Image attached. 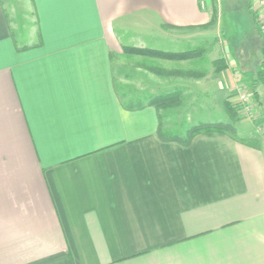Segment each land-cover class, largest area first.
<instances>
[{
  "label": "crops",
  "instance_id": "crops-1",
  "mask_svg": "<svg viewBox=\"0 0 264 264\" xmlns=\"http://www.w3.org/2000/svg\"><path fill=\"white\" fill-rule=\"evenodd\" d=\"M217 1L29 0L18 43L0 0V264H264V133L161 141L115 87L125 47L213 50Z\"/></svg>",
  "mask_w": 264,
  "mask_h": 264
},
{
  "label": "rangeland",
  "instance_id": "rangeland-1",
  "mask_svg": "<svg viewBox=\"0 0 264 264\" xmlns=\"http://www.w3.org/2000/svg\"><path fill=\"white\" fill-rule=\"evenodd\" d=\"M2 1L15 27L16 40L18 43L26 42L27 33L31 32L34 19L29 0ZM210 1L212 4L214 2L216 7L218 1ZM219 1L224 12L232 14L234 18L232 27L229 28L230 33H226L223 27L218 36L213 38L216 41L213 50L212 38L204 41L195 38L194 41H189V38L184 36L182 41H179L178 37L177 42L171 44V48L177 50L172 51L174 53L189 52L190 55L186 59L174 61L148 58L124 51L123 56L126 59L124 64L130 78L123 80L122 83L117 82L115 87L125 104L131 106L144 104L150 97L176 92V102L172 101L170 105L157 109L159 127L170 136L185 138L187 130L196 124L225 121L232 122L238 138L247 142V125L254 127L257 134L264 133V87L256 88L260 94L258 101L252 97L253 88L249 85L262 59L259 50L260 44L264 41V18L254 6V0H249V5L247 0ZM209 22L203 28L213 25H209ZM251 25L253 31L248 33ZM257 26L262 35L257 32ZM179 32L176 31L174 35L180 36ZM187 32L189 34L191 30ZM133 57L140 60L139 63H135L134 69L131 60ZM217 59L223 63L215 64L214 61ZM226 102L236 111L237 118L233 121L225 112ZM249 141L257 142L255 139Z\"/></svg>",
  "mask_w": 264,
  "mask_h": 264
},
{
  "label": "trees",
  "instance_id": "trees-1",
  "mask_svg": "<svg viewBox=\"0 0 264 264\" xmlns=\"http://www.w3.org/2000/svg\"><path fill=\"white\" fill-rule=\"evenodd\" d=\"M216 14H217V11H216V8L214 7L213 16H212L211 21L209 22V25H212L216 22V18H217ZM163 27L167 28L168 26L163 25ZM260 50H261L262 59L257 66V69H256L257 71H256V74H255L252 82H250V84H249L251 86V88H253L252 97L258 101L260 98L259 97L260 94L256 88L259 86L264 87V41H262V43L260 44ZM124 51L129 53V54L133 53V54H137V55L147 56L148 58L154 57V58L174 60V61L186 59L190 55L189 52H175L174 53V52H165V51L153 50V49H149V48H137V47H125ZM151 63H152V67H154L153 66L154 63L152 61H151ZM214 63L215 64H221L223 62L221 60L217 59L214 61ZM182 73H184V72H182ZM172 101H174V102L177 101L176 92H171V93H167V94H161V95H157L154 97H150L147 99L146 103L136 105V106L129 108V109H141L145 106H151L157 110L160 107H165V106L170 105ZM224 109H225V112L227 113V116L231 119V121H233L237 118L236 111L234 110V108L229 103H227V102L225 103ZM203 133L226 134L235 140H241L242 141V139L238 138L237 131L232 126V122L231 123L206 122V123L196 124L187 130L185 138H181V137L176 136V135L170 136V135L164 133L160 129L159 126L157 128V137L161 141H165V142L166 141H174V142L181 144L182 146H189L192 139L196 135L203 134Z\"/></svg>",
  "mask_w": 264,
  "mask_h": 264
},
{
  "label": "built area",
  "instance_id": "built-area-1",
  "mask_svg": "<svg viewBox=\"0 0 264 264\" xmlns=\"http://www.w3.org/2000/svg\"><path fill=\"white\" fill-rule=\"evenodd\" d=\"M254 6L259 9V13L264 18V0H254Z\"/></svg>",
  "mask_w": 264,
  "mask_h": 264
}]
</instances>
